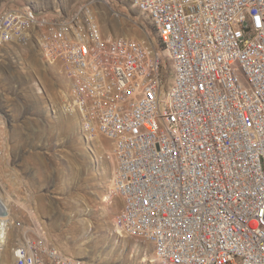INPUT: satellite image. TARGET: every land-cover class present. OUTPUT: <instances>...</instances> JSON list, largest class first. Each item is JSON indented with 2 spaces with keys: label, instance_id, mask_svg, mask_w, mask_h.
<instances>
[{
  "label": "built area",
  "instance_id": "built-area-1",
  "mask_svg": "<svg viewBox=\"0 0 264 264\" xmlns=\"http://www.w3.org/2000/svg\"><path fill=\"white\" fill-rule=\"evenodd\" d=\"M139 1L160 18L172 53H179L183 80L174 109L184 125H191L192 145H185L183 131L175 130L168 136L174 137V146H167L149 112L152 88H160L165 102L164 85L171 80L158 48L159 74L143 85L149 65L142 41L105 37L99 21L98 43L90 48L43 43L49 46V62L75 56V63H67L72 76L77 64L88 65L90 49L106 50L97 78L77 83L100 84L98 110H88L90 98L81 94L73 102L94 125L93 134L111 143L114 161L122 166L123 180H116L114 171V193L131 194V203L137 204L131 224L117 213L115 228H128L125 236L132 238L133 224L147 231L148 223L169 225L170 233L144 240L164 245L159 256L180 264H251V259L264 264V0ZM91 2L114 0L83 4ZM16 9L26 8L2 10L7 21L0 27L12 24L11 33L35 46L29 21L39 17L28 12L17 17ZM112 14L121 16L115 8ZM185 18L196 21V32L188 31ZM110 44H117V51H110ZM223 90H230V98H223ZM124 103H131V110H124ZM105 111H112L110 122L101 121ZM160 111L167 117V110ZM118 118L133 124V131L118 125ZM105 128H113V135H105ZM140 138H147L148 146L141 149V162H134ZM123 157H130V166H123ZM223 207H230V218H221ZM167 215L177 216V224H168ZM225 223L236 227L234 238H227ZM231 243H240V251L232 252ZM241 249H249V256H241ZM12 254L14 264H89L56 249L41 226L27 228Z\"/></svg>",
  "mask_w": 264,
  "mask_h": 264
},
{
  "label": "rangeland",
  "instance_id": "rangeland-1",
  "mask_svg": "<svg viewBox=\"0 0 264 264\" xmlns=\"http://www.w3.org/2000/svg\"><path fill=\"white\" fill-rule=\"evenodd\" d=\"M87 1L0 0V12L29 6L53 18ZM111 8L121 16H114ZM95 10L105 37L145 40L162 52L172 74L157 31L132 0L97 5ZM33 36L35 46L10 44L0 53V115L9 134L6 144L0 129V194L11 198L16 223L4 263L14 264L12 248L27 228L41 226L32 214V200L65 254L94 264H139L146 254L155 257L147 242L113 233L122 208L121 200L109 191L116 162L69 109L73 81L67 65L49 62L36 32ZM99 137L113 154L111 143Z\"/></svg>",
  "mask_w": 264,
  "mask_h": 264
},
{
  "label": "bare ground",
  "instance_id": "bare-ground-1",
  "mask_svg": "<svg viewBox=\"0 0 264 264\" xmlns=\"http://www.w3.org/2000/svg\"><path fill=\"white\" fill-rule=\"evenodd\" d=\"M132 2L134 7H136L138 10L149 17L151 24L157 31V34L163 46L164 54L171 63V80L169 81V85H166V83L164 85V96L166 101L163 102V94H160V88H152V96L154 97V102H149V112L152 113L154 124L157 126L158 134H160V140L167 141V146H174V137L168 136H175V130L183 131L182 141L185 145H192L191 125H184L183 121L181 120V116L175 114L174 109L176 107L175 93L182 90L183 80L179 53H172L170 39L168 37L166 27L163 25L160 18L152 13L150 7H146L143 3H140L139 0H132ZM175 2L184 3V0H175ZM112 4L113 3L111 2L103 3V5L105 6H110ZM97 5H101V3L91 2L90 4H83L79 9H77V12L76 10H74L67 14H59L57 16L58 18L65 19L63 21H60V24L46 22V18H50L49 16H46V14L38 13L29 6H26V9H16V16L27 17L28 12L34 16L39 17V21H29V29L35 30L33 33H31V39L34 38L33 34L36 32V39L39 38L41 46L45 51L46 56L49 58V46L43 45V43H51V41H54V45L77 44V46L83 48H90L91 44L98 43V32L96 30L95 24V21H99L96 14L97 12L95 10V7ZM111 10L113 11V8H111ZM6 21L7 14H0V23H6ZM39 22H43L40 25V29ZM185 25H188L189 32H196V21H192V18H185ZM11 32L12 24H5L0 27V53L4 49V45L6 47V45L10 44L14 45L28 42V40H21L20 33ZM141 41L142 46L145 49V55L147 57V63L149 65L148 76H143V85H151V77H156L159 74L157 47H154L150 43H147L145 40ZM110 51H117V44H110ZM160 53L162 54L161 51ZM105 57V49H90L88 65L77 64L73 76L70 72L73 81V93L71 99L72 106H69V109L71 108L70 110H72V113L80 117L84 128L88 132H90L91 135L95 136L94 138L96 139L97 144L100 146V148L107 151L109 155H111V158H113V154L110 150L107 149L106 145L103 143L99 135L93 134L94 125L92 123H87V116L84 115L83 111L78 110V104L76 102H73L74 99H80L81 94V96L84 98H90V101L88 103V110H98V101L97 97H95V94L100 91V84H91L89 86L79 85L77 83H89L93 79L97 78L100 59H104ZM55 60L63 62V57H56ZM163 61L165 63L164 57ZM63 63L66 65L67 63H75V56H66V62ZM223 98H230V90H223ZM164 109L167 110V117L163 111H160ZM124 110H131V103H124ZM110 118H112V111H105V113L101 114L102 122H110ZM168 118H170V121L168 120ZM118 125H124L125 131H133V124L125 123V118H118ZM171 125L175 129L167 130L166 128H171ZM0 129H3V135L7 144V141L9 139L8 129L6 120L1 115ZM105 135H113V128H105ZM100 136L104 137V135ZM147 146L148 139L140 138L138 142V148H133L134 162H141V149H145ZM123 166H130V157H123ZM115 179L123 180V169L122 166H120V162H116ZM109 182V191L111 190L112 195L117 196L122 202L120 213H123L124 224H131L133 218L137 214V204L131 203V194H124V192L114 193V188L112 187V179ZM10 199L11 198L9 197L3 198L0 194V264H5L3 258H5V251L8 248V242L12 238L10 234L15 233L14 229L16 223L14 218L12 217ZM31 200L32 199H30V201ZM31 202L33 204L32 214H34L37 221H40L41 227L46 231L47 237L51 241L53 246L59 251H62L61 247L52 239L46 223L42 220L37 203L34 200H32ZM221 218H230V207L222 208ZM167 223L177 224V216L167 215ZM111 232L112 231H110V233ZM113 233H115L120 238H126L125 235H128V228H121L120 231L119 229L114 227ZM165 233H170L169 225L148 223L147 231V226H142L141 224H133V238H136L138 240L141 239L144 242H147V244L151 245L155 256L150 258L146 254L141 259V261H139V264H180L174 262V258L172 257L163 258L159 256V254H164V245H156V241L144 240V238L165 235ZM225 234L227 238H234L236 236V227L233 225V223H225ZM136 247L139 246L137 245ZM231 251L239 252L240 243H231ZM66 255L73 257L72 254ZM7 256L8 255H6V257ZM241 256H249V249H241ZM85 263L94 264L91 262ZM251 264H258V259H251Z\"/></svg>",
  "mask_w": 264,
  "mask_h": 264
}]
</instances>
